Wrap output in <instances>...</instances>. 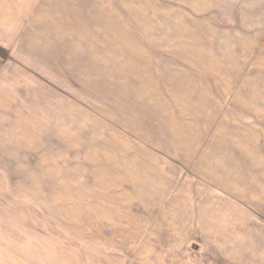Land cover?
<instances>
[{"label": "rangeland", "instance_id": "1", "mask_svg": "<svg viewBox=\"0 0 264 264\" xmlns=\"http://www.w3.org/2000/svg\"><path fill=\"white\" fill-rule=\"evenodd\" d=\"M0 264H264V0H0Z\"/></svg>", "mask_w": 264, "mask_h": 264}]
</instances>
